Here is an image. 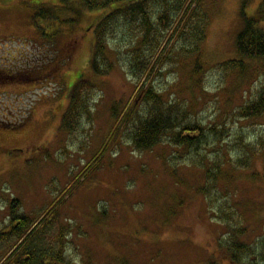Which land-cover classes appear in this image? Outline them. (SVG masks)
<instances>
[{"label": "rangeland", "instance_id": "obj_1", "mask_svg": "<svg viewBox=\"0 0 264 264\" xmlns=\"http://www.w3.org/2000/svg\"><path fill=\"white\" fill-rule=\"evenodd\" d=\"M263 2L188 0L177 12L179 29L167 34L146 82L166 102L179 104L185 121L217 126L223 135L209 131L197 151L173 147L169 136L140 151L131 138L132 120L146 111L131 73L130 49L138 42L122 17L106 33L110 72L99 76L91 67L93 27L115 6L61 9L62 18L76 20L54 25L35 20V13L41 6L61 7L60 0H0V232L10 230L14 200L19 213L37 219L66 193L58 223L42 237L52 236L45 250L55 248L71 264H238L226 246L232 228L244 229L238 239L256 251L244 254L241 264H264V115H240L245 105L264 99V59L242 58L239 70L226 65L241 58L237 36ZM195 10L207 14L202 42L191 35L198 17L187 21ZM41 59L52 60L47 78L26 81L17 74ZM84 91L86 115L67 131L71 96ZM127 112L116 131L118 117ZM245 160L247 167H234ZM218 162L222 175L211 194L221 195L209 207L200 189L205 172ZM223 205L235 212L231 229L213 217ZM60 228L64 237L56 239ZM6 237L0 236V263L26 248V241H16L12 249L15 237ZM42 244L39 236L35 246Z\"/></svg>", "mask_w": 264, "mask_h": 264}, {"label": "trees", "instance_id": "obj_2", "mask_svg": "<svg viewBox=\"0 0 264 264\" xmlns=\"http://www.w3.org/2000/svg\"><path fill=\"white\" fill-rule=\"evenodd\" d=\"M6 1V0H2ZM60 6L54 7H43L41 6L35 13V20L42 19L47 20L51 24H62L66 21L74 22V17L62 18L63 12L61 9L68 10L70 12H76L78 9H87L88 11L94 10H108L111 6H115L108 14L103 16L101 20L93 27L95 29V55L92 60V70L96 75L106 76L113 64L108 60L106 54L107 40L106 33L113 29L115 21L122 17L126 26H130L132 30H135L138 44L131 47V73L138 78L139 87L137 90V96H141L142 104L145 106L146 111L143 115L139 112L136 118L132 120L134 122V130L131 134L133 145L140 151L152 150L157 145L161 144L164 137H170V143L173 147L181 148L184 147L188 150H198L200 146L207 143L204 140L207 138L208 132L217 136H222L223 133L218 129L217 126L208 127L202 123L187 122L184 117L179 115V104H171L165 101V94L159 92L154 85L146 82L147 77L153 72V59L156 56H161L165 50L164 40L175 28V15L177 12H181L185 3L188 0H60ZM176 2V5H175ZM182 2V3H181ZM69 4V6H67ZM77 5L78 8L73 6ZM159 13L156 17V10ZM187 12V7L184 11ZM183 14V15H184ZM207 14L199 13L197 10L188 17V19H195L198 17V23L192 27L191 35L194 33L195 39L198 42H202L205 36L206 23L204 17ZM207 17V16H206ZM183 18V17H182ZM185 21V20H184ZM186 24V22H185ZM184 24V25H185ZM60 32L58 29L55 34ZM188 33L187 28L183 30V34ZM237 47L238 55L241 58L231 60L226 64L236 70L242 67L243 59H264V2L261 5L257 16L246 18L244 28L237 36ZM167 58H169L167 56ZM243 58V59H242ZM28 61L29 59L26 58ZM52 61V60H51ZM51 61L41 62L39 65L36 61H32L25 65L23 72L17 74H25V80L28 81L34 77L43 79L44 76L49 75L48 70L50 68ZM67 59H62L61 63H65ZM49 66L46 70L44 68ZM196 67H200L197 65ZM22 71V70H19ZM10 77L15 75L9 71ZM44 72V73H43ZM6 74V73H5ZM199 75H197L198 77ZM202 83V80H197ZM89 93L84 91L83 93H77L71 96L72 104L69 110L65 114L63 127L67 131H75L79 124V118L85 114L88 110ZM116 109L113 110V116L117 117ZM129 112H127L122 118L118 117L116 124V131L120 128L123 120L129 118ZM240 115L244 117H256L264 115V99H258V101H251L248 105L240 111ZM220 140V139H219ZM107 146L104 148L101 157L106 152ZM97 161H95L96 164ZM236 168L247 167V160L245 163L235 164ZM92 168V167H91ZM221 162L215 164V170H207L205 172L206 185L200 189L205 194V198L209 200L208 205L210 207V200H217L220 195L211 194V191L219 188V176H221ZM65 195L58 197L53 204L52 208L49 209L44 215H41L37 219H33L30 216L19 213L20 202L14 200L11 207L10 224L8 232H0L1 238L7 236V239L15 237V241L12 245V249L16 241H26L25 250L18 251L13 256H7L4 262L0 264H71V261L67 260L64 254L60 251H56L55 248L52 250H45L48 240L52 237L42 236L49 234V229L52 225H56L59 219V205L62 203ZM213 207V206H211ZM231 206L223 205L219 212L215 210L213 217L222 222L226 228L231 229V222L235 219V212L231 210ZM245 233L244 229H231L229 232V238L226 246L232 252L233 260L235 263L241 264V257L244 254L249 256L255 255V250L248 243L241 242L238 237ZM232 234V235H230ZM42 238V248L35 246V242L38 237ZM48 236V235H47ZM64 233L60 228V233L56 239H62ZM51 241L54 243L56 241ZM61 244V242L59 243ZM49 251V252H48ZM48 252V253H47ZM51 252V253H50Z\"/></svg>", "mask_w": 264, "mask_h": 264}]
</instances>
